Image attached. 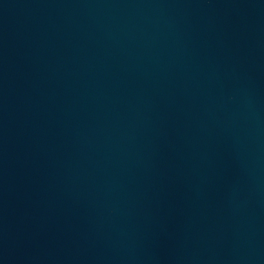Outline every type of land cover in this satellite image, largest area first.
<instances>
[{
    "label": "water",
    "instance_id": "obj_1",
    "mask_svg": "<svg viewBox=\"0 0 264 264\" xmlns=\"http://www.w3.org/2000/svg\"><path fill=\"white\" fill-rule=\"evenodd\" d=\"M0 264H264V0H0Z\"/></svg>",
    "mask_w": 264,
    "mask_h": 264
}]
</instances>
